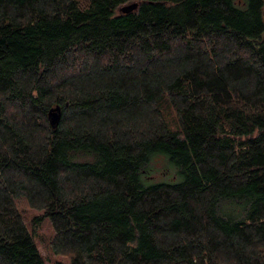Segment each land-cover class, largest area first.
<instances>
[{
    "label": "trees",
    "instance_id": "trees-1",
    "mask_svg": "<svg viewBox=\"0 0 264 264\" xmlns=\"http://www.w3.org/2000/svg\"><path fill=\"white\" fill-rule=\"evenodd\" d=\"M46 217L70 264H264V0H0V264Z\"/></svg>",
    "mask_w": 264,
    "mask_h": 264
},
{
    "label": "rangeland",
    "instance_id": "rangeland-1",
    "mask_svg": "<svg viewBox=\"0 0 264 264\" xmlns=\"http://www.w3.org/2000/svg\"><path fill=\"white\" fill-rule=\"evenodd\" d=\"M78 159L79 160L89 159L95 161L94 157L80 156V158ZM170 168L173 169V172L170 170ZM166 169H168L167 175H163L162 177L161 173L164 174ZM152 173H154L157 177H159V178H154L155 182L171 181L174 180L176 177L175 167L171 163H169L166 158L158 159L154 164H152ZM17 203L19 208L25 212L27 219L29 220H32L38 214L43 213L42 210H36L31 208L27 203V200L24 198L18 199ZM35 233H36L38 246L42 251V253L45 255L47 264H70L66 257L60 254H55V252L51 249V247L47 245L49 239L53 236V227L48 217L44 218V220L41 222V225L36 228Z\"/></svg>",
    "mask_w": 264,
    "mask_h": 264
},
{
    "label": "water",
    "instance_id": "water-1",
    "mask_svg": "<svg viewBox=\"0 0 264 264\" xmlns=\"http://www.w3.org/2000/svg\"><path fill=\"white\" fill-rule=\"evenodd\" d=\"M138 6V3H131V4H128V5H125L124 7H122V11L125 12V13H128L134 9H136ZM62 113H63V110H62V107L60 105H57L55 107H52L50 110H49V121H50V124L53 128H57L58 125L60 124V121H61V118H62Z\"/></svg>",
    "mask_w": 264,
    "mask_h": 264
}]
</instances>
